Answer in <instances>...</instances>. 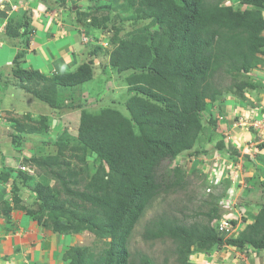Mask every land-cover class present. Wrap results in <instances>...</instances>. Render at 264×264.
<instances>
[{"label":"trees","instance_id":"16d2710c","mask_svg":"<svg viewBox=\"0 0 264 264\" xmlns=\"http://www.w3.org/2000/svg\"><path fill=\"white\" fill-rule=\"evenodd\" d=\"M61 1L65 5L66 1ZM120 1L99 4L93 6V10L115 13L116 4ZM180 1V4H176L172 0H122L123 5L120 6L124 10H129L130 2L137 3L142 17L154 18V22L161 28L166 27L164 34L170 39L174 54L172 57L163 54L161 45L158 44L152 60L146 59L143 62L140 55L144 48H139L137 41H122L117 44L116 36L111 39L114 48L110 55L114 66L120 65V70L134 72L140 67L151 70L152 73H135V77L129 81L134 93L126 103L127 117L115 109L106 110L100 116L87 113L83 115L80 140L85 147L97 154L103 168L109 170L105 183H95L96 177L93 182L86 183L83 169H73L70 164L69 170L59 172L63 167L57 157L42 163L32 159L47 174L59 179L62 188L53 190L38 183L32 189L39 201L34 203L40 211L35 216L31 210L33 207L28 209V204L20 197L21 188L28 187L23 183L27 175L18 170L6 169L1 177L6 178L4 182L13 179V205L5 202V216L8 217L15 209L26 212L44 229L63 236L88 229L99 238L110 240L103 264H132L129 240L145 211L157 197L187 184L181 168L172 166L185 152L199 150L195 146L205 127L202 115L208 112V101L213 102L220 95L219 89L212 83L213 75L224 66L247 74L264 64V0H243L242 3L247 6L243 10L227 6L226 0ZM21 16L16 23L14 19L11 20L8 34L11 37L23 36V42L27 46L26 36L33 13L28 10ZM110 16H93L88 26L95 30H108ZM117 16L119 19L118 14ZM104 51H107L105 47L96 44L89 52L87 62L79 65L75 71L52 76L39 70L24 69L22 64L26 52L22 51L14 59L13 76L25 86L35 85L40 81L48 83L56 92L59 88L77 87L94 78L95 58ZM145 84L149 88H145ZM238 87L242 93L247 88H253V85L242 83ZM30 93L52 108L58 107L55 98L36 89ZM144 95L147 97L144 98ZM236 97L242 104L247 101L243 95ZM107 114L111 117L118 115L124 125L131 126L130 122H135L141 131L137 137L138 142L127 139L132 137V130H118L116 137L124 141L106 146V123L102 120ZM10 121L18 125L20 132L44 134L49 131L47 116L41 117L40 125L36 121L23 124L16 117ZM20 143L17 135H13L12 144L18 146ZM216 147L223 153L229 148L224 140L218 141ZM234 153L237 154L236 151ZM259 157L262 160L261 167H255L260 177L262 176L264 190V155ZM17 172L19 174L14 176ZM212 187L216 185L210 181L209 192ZM64 195L66 196L62 199ZM222 199H227L224 203L222 201V205L228 203V191L215 198V202L209 201L208 211L201 212L203 218L196 220L197 222L159 218L153 226L146 229L144 238L171 239L177 245L175 256L178 264H196L190 260L195 252L213 254L223 247H233L240 251L252 250L258 254L264 252V204H242V201L236 203V209L242 214L244 223L235 234L238 218L230 221L232 227L229 231L220 230L222 213L219 204ZM248 212L251 213L250 218ZM252 212L255 213L254 218L251 217L254 215ZM194 247L198 249H193ZM63 259L68 264H86V250L80 246L70 247ZM138 264L157 263L152 257L143 254Z\"/></svg>","mask_w":264,"mask_h":264},{"label":"rangeland","instance_id":"374dc122","mask_svg":"<svg viewBox=\"0 0 264 264\" xmlns=\"http://www.w3.org/2000/svg\"><path fill=\"white\" fill-rule=\"evenodd\" d=\"M110 1L112 0H71L69 7L66 4L64 5L68 9L65 13L67 14L65 19L67 21L70 20L71 6L73 7L72 9L75 7L77 9H81V7L87 8L83 9L84 11L81 14L84 18L96 5L108 4ZM172 1H175L176 4H180L179 2H181L180 0ZM242 1L226 0L225 4L234 7L236 10H243L247 6ZM120 5H123L122 0L116 4L117 12L115 13L104 10H98L93 13V16L95 13H98L99 17L111 15L110 21H108V30H91L86 28L87 34L97 36V41L102 38L99 42H102L107 49V51L101 52V55L95 58V75L91 81L77 87L59 88L57 92L56 90H52L51 85L41 81L35 85L25 86V84L19 83L16 78H13L14 83L9 81L5 83L8 84L7 86L12 85L15 88L11 92L13 97L9 96V100L5 99L1 103H9L7 107L10 108L7 110V107L0 105V135L3 136V140L17 135L21 143L18 146H13L12 143L3 144V142H0V148H2L1 150L4 148L5 153L12 154V158L18 159L21 156L17 148L21 150L23 155L28 157L21 159L23 163L19 166L18 171L27 175V179H24L23 182L28 186L24 188L23 192L26 201L24 203L28 204V209L33 207L31 210H33L35 216H38L40 211L37 205L34 204L37 203L38 199L36 194L32 192V189L38 183H41L53 190H58L62 188V184L59 179L47 174L44 168L32 162V159L42 163L43 161L50 162L52 161V157L53 160L57 157L61 167H63V170L59 172L65 171L64 169L69 170L68 164L73 169H77L76 167L82 168L86 183L93 182L94 177H96L97 180L94 182L103 185L108 178L107 173L109 170L105 167L103 168L97 154L85 147L80 140L79 130L83 115L87 113L100 116L106 110L115 109L127 117L126 103L133 95L132 93H134L132 87L129 85V81L135 77V73L143 71L146 74L152 73L151 70H143L140 67L137 69V72H134L132 70H120V65L114 66L111 63L110 55V51L114 48L111 39L116 36L115 40L117 41L115 42L117 44L122 41H137L138 47L144 48L140 55L143 62L146 59L152 60L156 55L158 44L161 45V52L163 54L167 56L171 55V57L174 54L173 45L167 35L164 34L165 26L161 28L160 25L154 22V18L148 16L142 17L143 14L137 3L130 2L129 10H124ZM117 14L120 17L119 19ZM83 18L81 19L83 20ZM35 19L37 20V16ZM78 36V43H80L79 40L82 37L80 34ZM93 41H95V38L94 40L92 38L88 43L94 44ZM85 62L87 61L84 60L80 63L83 64ZM77 68L74 67L71 72ZM212 83L214 87L219 89L220 95L215 101H208V112L202 115L205 127L200 135L198 144L195 146V149L198 148L199 150L197 152L192 150L185 152L176 159L172 166L173 168L174 166L181 168L182 172L185 173L187 184L176 187L169 193L157 197L153 204L145 211L129 240L130 261L132 264H138L143 254L152 257L157 264H178L177 256H175L177 245L171 239L146 240L144 238L146 229L153 226L159 218L165 217L176 221L183 220L187 223L197 222L203 218L200 213L208 211V202L212 200L215 202V198L220 194H225L229 189L234 190L228 203L222 205L223 198L219 204L222 220L238 218L239 223H244L242 214L236 209V203L239 201H242L240 202L242 204H264V190L261 184L262 176L260 177L255 167V165L260 166L262 161L259 155H264V148H260V146H264V132L253 130L251 123H247V117H259L262 119L261 122L258 119V125L264 121V64L247 74L239 73L233 68L229 69L224 66L215 72L212 77ZM242 83H250L253 85V88H247L244 92L240 93L238 86ZM144 87L149 88L148 84H145ZM35 89L48 95L50 98H55L58 107L52 108L44 101L35 98L30 93L31 90ZM240 95L245 96L247 99L244 102L245 104H242L240 99L236 97ZM146 97L144 95V98ZM10 103L12 104L11 106ZM42 116L49 118V131L44 134L20 132L18 125L10 121L13 117H16L23 124H32L36 121L40 125L39 122ZM209 119L212 120L209 121ZM211 121H214V123H211ZM102 122L106 123V146L108 144H121L124 141L116 137L118 130L122 132L132 130V137H127V139L132 142H138L139 139L137 137L140 136L141 131H139L135 122H130L131 126L128 124L124 125V121L119 120L118 115L111 117L108 114ZM261 126H264V124H261ZM220 140H224L229 146V148H226L225 151L227 152L225 153L216 147ZM200 150L201 152H199ZM12 158L11 160L13 161ZM7 164L11 165V163ZM4 172L2 174H5ZM17 174L19 173H15L14 176H17ZM1 175L0 182L3 183L6 178L4 176L1 177ZM210 181L216 187H212L209 192ZM85 182L84 184H86ZM21 193L20 196H22ZM65 196H62V199ZM4 204L5 202L0 204L3 206L0 207V224L2 225H0V231L7 228L10 223L9 219L12 218L10 215L8 217L1 215L4 212ZM11 205H13V202ZM248 214L250 218L251 213L248 212ZM23 215L33 220V217L26 214V212H23ZM21 217L16 216V218ZM251 217L254 218L255 213ZM44 230L46 229L42 228L41 233ZM0 235H3V233L0 232ZM109 241V239L99 238V236L88 229L70 234L64 243L65 246L60 250L54 247V245L50 248V251H48L50 264H68L64 261L63 256L70 247L75 246H80L86 250V264H103ZM13 244L16 249V243L14 242ZM2 246L4 245H0V248ZM230 248L229 251H240L238 249L236 251L233 247ZM193 249L198 248L194 247ZM217 252L218 250L214 253ZM233 252L226 255L236 256L235 253L232 254ZM242 253L246 261V257L255 254L252 250L242 251ZM248 253L250 256H248ZM204 254L206 253L195 252L191 255L190 260L196 264H204L202 263V259H200L201 255L204 256ZM226 255L223 256L227 257ZM255 256H258L257 253ZM256 260V263L251 261V263L247 262L246 264H263L262 260ZM229 261L227 260L226 263L229 264Z\"/></svg>","mask_w":264,"mask_h":264},{"label":"crops","instance_id":"0c3cea01","mask_svg":"<svg viewBox=\"0 0 264 264\" xmlns=\"http://www.w3.org/2000/svg\"><path fill=\"white\" fill-rule=\"evenodd\" d=\"M65 1V4L69 7L71 0ZM72 8L71 6L70 20L67 21L65 19L67 14L65 13L68 9L61 0H0V105L7 107L9 103H1L5 99L9 100V96L13 97L11 92L15 87L12 85L7 86L8 84L5 83L8 81L15 82L13 79V68L14 59L18 53L26 52L22 64L24 69L39 70L47 76H52L53 74L71 72L74 67H79L84 60L87 61L90 58L89 52L96 44L104 47V44L99 42L102 38L98 37L100 39L97 41L96 35H89L86 31V28L93 30L87 23L91 21L93 13L98 10H90L89 14L83 18L81 14L84 11L83 9L87 8ZM28 10L33 13V18L28 36H26L28 40V45L26 46L23 42L25 39L23 36L11 37L8 34V27L9 25L11 26L12 19L15 20V23L18 22L22 18L21 15ZM36 16L37 20L35 19ZM94 16L99 17L98 13H95ZM80 18H83V20ZM19 32L22 33V29L19 28ZM78 34L82 37L79 40L80 43H78ZM84 37L88 38V40L85 41ZM92 38L93 40L95 38L97 43L95 41H93L94 44L88 43ZM9 108L7 107L6 109L8 110ZM3 139V136L0 135L1 143H12V137ZM1 149L0 175L6 169L18 170L23 163L21 159L28 158L18 148L17 151L21 155L18 159L12 158V154L8 152L5 153L4 148L3 150ZM7 163H11V165ZM12 183L13 179L3 183L0 182V204L4 202L12 204ZM21 192L22 196L20 197L25 201L24 188H21ZM0 207L3 206L0 205ZM17 211L19 210H13L10 213L12 218H10L9 227L7 226L8 229L5 228V230L0 231L3 233V235H0V245H4L0 248V264H50L48 251L53 245L60 250L65 246L64 243L68 236L53 234L48 230H44L41 233L42 226L28 219L27 216L23 215L22 211ZM1 215L4 214L2 213ZM16 216L22 217L16 218ZM14 242L16 243L15 246H17L16 249L14 248ZM227 248L228 251L226 247H223L217 253L201 255L200 259H202L204 264H227V260L233 261H229V264H246L247 262L251 263V261L256 263V259H260L264 264V252L257 253L258 256H255L256 253L251 256L248 253L250 257H246V261L242 251L233 252L229 251L230 247ZM231 252H233L232 254L235 253L236 256L226 255L231 254Z\"/></svg>","mask_w":264,"mask_h":264},{"label":"built area","instance_id":"2783aa9c","mask_svg":"<svg viewBox=\"0 0 264 264\" xmlns=\"http://www.w3.org/2000/svg\"><path fill=\"white\" fill-rule=\"evenodd\" d=\"M84 40L87 41L88 38L84 37ZM258 119H260L259 117H252V118H249L247 117V123H251V128L255 129L256 131H263L264 132V126H261V124H264V121L261 123V124H257V121ZM262 119H260V122H261ZM259 122V121H258ZM232 190H230V194L232 195ZM231 197V196H230ZM229 197V198H230ZM232 219H223L221 222H220V230H225L227 229L228 231L231 229V221Z\"/></svg>","mask_w":264,"mask_h":264},{"label":"clouds","instance_id":"9594fccd","mask_svg":"<svg viewBox=\"0 0 264 264\" xmlns=\"http://www.w3.org/2000/svg\"><path fill=\"white\" fill-rule=\"evenodd\" d=\"M231 188H232V187H231ZM230 190H232V189H229V190H228V193L230 192ZM233 190H234V189H233ZM233 190H232V191H233ZM230 196H232V195L229 193V197H230ZM240 225H241V223H238L237 228L234 229V233H235V234H236V231L238 230V228L240 227Z\"/></svg>","mask_w":264,"mask_h":264}]
</instances>
